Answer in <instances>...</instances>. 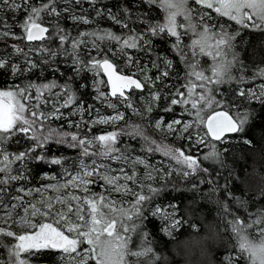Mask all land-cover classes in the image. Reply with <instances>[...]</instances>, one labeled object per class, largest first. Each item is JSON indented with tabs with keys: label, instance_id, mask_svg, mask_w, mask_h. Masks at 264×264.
Instances as JSON below:
<instances>
[{
	"label": "trees",
	"instance_id": "obj_1",
	"mask_svg": "<svg viewBox=\"0 0 264 264\" xmlns=\"http://www.w3.org/2000/svg\"><path fill=\"white\" fill-rule=\"evenodd\" d=\"M25 1L16 9L0 3V31L17 33L20 28L24 34L28 25L46 24L50 32L45 40L33 44L23 37L19 42L26 48L24 53L17 52L10 39H0V57L8 62L0 68V88L9 86L17 92L30 123V131L21 125L0 131V195L12 188V176H21L25 187L37 186L45 174H57L55 158L77 153L75 147L71 148L79 144L78 137L85 132L52 116L66 115L73 106L86 111L98 107L89 73L96 70L102 84L107 85L97 64L105 59L113 61L120 71L130 72L121 66L117 52L113 53L119 47L135 56L134 63L154 65L152 75L165 72L163 81L156 86L159 102L150 118L121 123L123 140L133 145L128 143L120 151L146 156L145 153H154L156 145L165 143L186 160L192 159L196 168L186 176H166L121 211L120 224L128 248L115 250V254L122 252L123 260L118 262L228 264L225 258L231 257L230 264H260L253 258L252 248L263 242L256 232L264 230V91L256 100L249 97L248 90L257 84L264 87V26L233 38L232 46L238 55H233L229 66L230 55L229 60L203 55L199 49L191 48L187 38H183L181 46L169 33H159L166 12L159 0ZM61 1L69 4L63 6ZM51 8L58 11L57 16L44 21L39 13ZM73 14L88 18L89 23L72 21ZM109 14L117 16L125 26L115 24ZM225 18L218 20L224 27L229 21ZM230 23L235 29L234 22ZM142 28L150 32L140 39L136 33H142ZM98 53L101 54L96 58ZM73 62L85 65V70L75 72L70 66ZM12 64L19 69L15 74L11 72ZM146 89L135 91L130 100L137 104ZM112 100L118 102V98ZM217 110L228 111L241 125L236 135L222 140L227 142L212 140L205 129L206 118ZM175 118L194 122L180 141L160 139L150 127L154 119H162L165 124ZM199 130L207 134L203 142L194 138ZM93 133L97 135L95 130ZM45 137L51 138L42 142ZM164 205L174 206L181 218L180 228L168 236L159 220L150 215ZM11 239L10 234L0 232V264H12L21 255L11 248ZM102 247L101 255L93 250L94 260L89 264H101L98 260L108 256L107 248ZM136 251L140 255H128ZM24 257L28 258L27 264H60L49 250Z\"/></svg>",
	"mask_w": 264,
	"mask_h": 264
},
{
	"label": "rangeland",
	"instance_id": "obj_2",
	"mask_svg": "<svg viewBox=\"0 0 264 264\" xmlns=\"http://www.w3.org/2000/svg\"><path fill=\"white\" fill-rule=\"evenodd\" d=\"M26 2L0 0L1 4L9 5L13 9L21 8ZM61 2L63 6L69 4L68 1ZM159 3L164 10L166 9L165 15H162L165 18L161 25L162 29L158 30L157 27L159 33H169L174 42L181 46L183 38H187L191 48L199 49L203 55L209 54L214 58L224 59H228L230 55L232 57L229 66L233 64V55H238L232 46L233 38H237L245 31L264 26V0H159ZM57 14L55 8L45 9L39 13L44 21H50ZM71 16L74 22L89 23L86 17L74 14ZM107 16L115 24L125 26L122 20L116 19L117 16L113 14ZM221 16L229 20L225 22L227 24L225 27L218 22ZM231 20L235 24V29L230 27ZM18 26L21 27V24ZM31 26L24 28V34L20 28L17 33L0 31V39H10L15 44V50L24 53L26 48L20 45L19 41ZM146 27L148 28V25ZM198 28L203 31H197ZM142 29V33H136L140 39L150 32ZM232 33L236 34L235 37L231 35ZM212 46H215L214 50ZM118 48L114 50V55L117 52L123 69L134 73L143 81L147 87L146 92L139 97L137 104L130 98H118L116 103L109 95L108 86L102 84L97 71L92 69L89 73L93 76L91 90L98 107L94 109L90 107L86 111L84 108L73 106L66 115L57 113L52 116V119H62L66 121L65 125L69 127L75 125L76 131L85 133L78 137L79 144L75 143L71 148L72 151L75 147L77 153L66 155L67 157L61 155L54 159L56 164L53 165L57 168V174H45L39 185L33 187H25L22 177L14 175L9 180L12 188L8 187L0 195V232L10 234L11 248L21 253L12 264H27L25 261L28 258L24 256L33 257L38 251L45 249V245L58 241L64 242V247L55 255L60 264H89L92 259L94 260L93 250L101 255L102 246L107 248L105 252L108 256L101 257L102 260L98 262L120 264L118 260H123L122 252L115 254V250L128 248V241L123 238L124 227L120 224V217L123 216L121 211L130 207L134 199L149 192L152 186L163 181L166 176H186L196 168L192 159L186 160L179 153L165 147V143L156 145L154 153H145L146 156L120 151L121 147L128 143L133 145L132 142L123 140L121 123L129 119L150 118L153 108L159 102L156 86L163 81L161 77L165 76V72L162 71L160 76L152 75L154 65L134 63L135 56ZM100 54L95 57H99ZM101 61L98 60L97 64L99 65ZM7 64L5 58L0 57V68H5ZM70 66L75 72H82L86 68L85 65L80 66L75 62ZM10 68L12 74L19 70L16 64H12ZM213 70L216 71V66H213ZM263 91L264 87L257 84L248 90L249 97L258 100ZM0 99L7 102L10 108L8 119L0 123V131L13 130L20 125L25 131H30V123L23 114L24 104L17 92L9 86L0 88ZM150 125L160 139L180 141L193 127L194 122L175 118L164 124L162 119H154ZM93 130L97 132L96 136ZM206 137L204 130H199L194 135L197 142H203ZM48 138L45 137L42 142L48 141ZM118 141L124 144H118ZM79 153L83 156L76 158L75 154ZM174 208L158 206L150 212V215L162 224V230L167 236L180 228L181 218ZM112 222L116 223V228L109 234L106 229ZM256 235L262 236L263 242L252 248L253 258L264 264V230H258ZM133 253L140 255L137 251L128 255ZM225 260L230 264L232 259L226 257Z\"/></svg>",
	"mask_w": 264,
	"mask_h": 264
},
{
	"label": "water",
	"instance_id": "obj_3",
	"mask_svg": "<svg viewBox=\"0 0 264 264\" xmlns=\"http://www.w3.org/2000/svg\"><path fill=\"white\" fill-rule=\"evenodd\" d=\"M50 32L47 25H33L26 34L28 43L42 42ZM100 68L106 80L110 97L117 96L127 98L128 93L132 89L137 91L144 90L143 82L132 74H127L119 71L117 65L108 59L100 62ZM9 105L4 100L0 99V123L5 122L9 116ZM241 125L234 116L226 110H217L212 112L205 121V129L209 137L214 141H222L229 136H234L240 131ZM116 228V223L112 222L106 229L107 233L111 234ZM63 246L62 242L53 243L52 248L60 249ZM35 264H51V263H35Z\"/></svg>",
	"mask_w": 264,
	"mask_h": 264
},
{
	"label": "flooded vegetation",
	"instance_id": "obj_4",
	"mask_svg": "<svg viewBox=\"0 0 264 264\" xmlns=\"http://www.w3.org/2000/svg\"><path fill=\"white\" fill-rule=\"evenodd\" d=\"M35 25V24H34ZM36 25H41V24H36ZM44 25H46V24H44ZM33 26V25H32ZM28 31V30H27ZM26 34H27V32H26ZM25 37V41H26V35L24 36ZM27 42V41H26ZM29 44H33V43H29ZM99 66H100V64H99ZM100 70H101V68H100ZM101 72H102V70H101ZM122 72V71H121ZM125 73V72H124ZM103 74V73H102ZM127 74H132V75H135L134 73H132V72H128ZM142 81V80H141ZM143 82V81H142ZM144 84V83H143ZM146 89V85L144 84V90ZM143 90V91H144ZM135 91H137L136 89H132L129 93H128V97L127 98H123V97H120V96H117V97H114V98H123V99H129L130 97H132V95H133V93L135 92ZM143 91H138V92H143ZM23 102V101H22ZM24 103V102H23ZM10 109V108H9ZM59 242H62L63 243V246L60 248V249H56V248H52L51 247V245L53 244H48V245H45L44 246V248L45 249H43V250H49V251H51V252H53V253H55V255L64 247V242L63 241H58V242H55V243H59ZM56 257V256H55ZM52 264V263H51Z\"/></svg>",
	"mask_w": 264,
	"mask_h": 264
},
{
	"label": "bare ground",
	"instance_id": "obj_5",
	"mask_svg": "<svg viewBox=\"0 0 264 264\" xmlns=\"http://www.w3.org/2000/svg\"><path fill=\"white\" fill-rule=\"evenodd\" d=\"M49 27V26H48ZM121 65H122V63H121ZM138 77V76H137ZM139 78V77H138ZM140 79V78H139ZM141 80V79H140ZM209 136V135H208Z\"/></svg>",
	"mask_w": 264,
	"mask_h": 264
}]
</instances>
